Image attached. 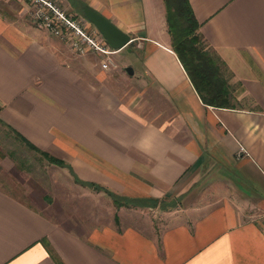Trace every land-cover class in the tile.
Wrapping results in <instances>:
<instances>
[{
	"label": "crops",
	"instance_id": "0c3cea01",
	"mask_svg": "<svg viewBox=\"0 0 264 264\" xmlns=\"http://www.w3.org/2000/svg\"><path fill=\"white\" fill-rule=\"evenodd\" d=\"M55 2L71 15L90 6L125 31L129 41L112 51H132L170 111L144 116L94 85L58 45L64 38L25 21V1L0 0V123L89 190L107 195L74 177L182 207L158 233L129 224L80 232L64 211L11 191L0 155V264H264V0H188L231 106L199 98L170 48L163 0Z\"/></svg>",
	"mask_w": 264,
	"mask_h": 264
},
{
	"label": "rangeland",
	"instance_id": "374dc122",
	"mask_svg": "<svg viewBox=\"0 0 264 264\" xmlns=\"http://www.w3.org/2000/svg\"><path fill=\"white\" fill-rule=\"evenodd\" d=\"M0 9L7 11L1 4ZM81 9L82 5L77 4L76 11L84 17ZM25 21L45 30L58 40L51 32L38 26L36 20L27 11ZM93 29L91 23L88 27H84V31L88 33ZM58 45L68 52L73 64L84 72L85 78L91 80L94 85L103 84L116 96L118 95L121 101L137 109L142 115L154 114L159 110L165 114L160 117L169 113L168 103L159 92L157 85L150 77L136 71L139 66L131 59L132 51L123 48L116 53L114 51L95 53L87 50L78 54L70 48L67 40H58ZM108 49L112 50L110 47ZM137 56L139 59V55ZM102 61H107V67L101 66ZM125 66H130L132 72L127 73ZM0 155L10 160L9 168L2 172V179L6 181L8 187H11V191L26 200H32L35 206L49 205L45 210H50L49 212L56 216L61 217L60 213L64 211V224L80 232L102 224L116 227L129 224L147 234L158 233L167 224L171 214L178 212L182 207L179 201L176 203L178 199L163 200V202L161 200L155 205H149L132 203L124 197H119L118 204L115 205L111 202L110 196L76 183L69 171L61 167L63 165L49 161L40 152L28 147L2 123H0ZM113 211L118 215L117 225L113 223ZM177 219L178 217L172 218V220Z\"/></svg>",
	"mask_w": 264,
	"mask_h": 264
},
{
	"label": "trees",
	"instance_id": "16d2710c",
	"mask_svg": "<svg viewBox=\"0 0 264 264\" xmlns=\"http://www.w3.org/2000/svg\"><path fill=\"white\" fill-rule=\"evenodd\" d=\"M163 3L170 48L176 54L199 98L205 104L231 106L230 98L232 94L228 91V84L221 73L220 59L207 47L203 37L198 32L199 23L192 12L188 0H163ZM25 143L30 148L37 150L29 141L25 140ZM37 151L49 161L59 165H66L72 171L70 166L63 160L45 151ZM74 178L92 189H101L111 197L115 205L118 204L120 195L92 181L81 180L76 176ZM124 198L132 203L149 205H155L157 201V199L153 198Z\"/></svg>",
	"mask_w": 264,
	"mask_h": 264
},
{
	"label": "built area",
	"instance_id": "2783aa9c",
	"mask_svg": "<svg viewBox=\"0 0 264 264\" xmlns=\"http://www.w3.org/2000/svg\"><path fill=\"white\" fill-rule=\"evenodd\" d=\"M27 12L36 20L37 24L54 35L62 37L69 43L70 48L76 53L90 50L95 53H107V44L100 33L94 28L91 33L84 31L82 15L66 14L55 0H23ZM107 61H102L101 66L107 67ZM239 147V150H242Z\"/></svg>",
	"mask_w": 264,
	"mask_h": 264
},
{
	"label": "water",
	"instance_id": "95a60500",
	"mask_svg": "<svg viewBox=\"0 0 264 264\" xmlns=\"http://www.w3.org/2000/svg\"><path fill=\"white\" fill-rule=\"evenodd\" d=\"M81 11L111 49L121 48L129 41V35L125 31L119 29L112 21L92 7L83 5ZM125 70L127 73L132 72L130 66H125Z\"/></svg>",
	"mask_w": 264,
	"mask_h": 264
}]
</instances>
